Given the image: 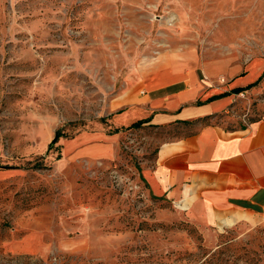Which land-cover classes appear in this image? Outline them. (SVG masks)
<instances>
[{
	"label": "rangeland",
	"instance_id": "obj_1",
	"mask_svg": "<svg viewBox=\"0 0 264 264\" xmlns=\"http://www.w3.org/2000/svg\"><path fill=\"white\" fill-rule=\"evenodd\" d=\"M184 49L264 58V0H0V264H264V225L209 244L148 192L169 132L124 129L110 160L65 155L118 132L127 78Z\"/></svg>",
	"mask_w": 264,
	"mask_h": 264
},
{
	"label": "crops",
	"instance_id": "obj_2",
	"mask_svg": "<svg viewBox=\"0 0 264 264\" xmlns=\"http://www.w3.org/2000/svg\"><path fill=\"white\" fill-rule=\"evenodd\" d=\"M111 109L118 132L67 140L77 143L65 152L69 160L112 159L122 130L137 122L178 129L182 135L161 142L140 171L148 192L170 202L209 244L264 225V58L163 51L132 72Z\"/></svg>",
	"mask_w": 264,
	"mask_h": 264
},
{
	"label": "trees",
	"instance_id": "obj_3",
	"mask_svg": "<svg viewBox=\"0 0 264 264\" xmlns=\"http://www.w3.org/2000/svg\"><path fill=\"white\" fill-rule=\"evenodd\" d=\"M209 119L210 118L203 119V120H201V123H208ZM140 125H142V122H137V123L133 124L131 127L140 126ZM182 125H189V122H184ZM153 128L161 129V130H165V131L169 132L171 134V135H169V138L170 137H179L180 135H182V131L178 130V129L172 130L171 128H156V127H153ZM58 139H59V137L56 135L55 138L53 139V141L51 142V145H55L57 143Z\"/></svg>",
	"mask_w": 264,
	"mask_h": 264
}]
</instances>
